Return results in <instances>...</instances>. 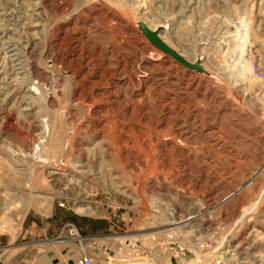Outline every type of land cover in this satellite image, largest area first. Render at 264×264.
Returning a JSON list of instances; mask_svg holds the SVG:
<instances>
[{"label": "rangeland", "instance_id": "374dc122", "mask_svg": "<svg viewBox=\"0 0 264 264\" xmlns=\"http://www.w3.org/2000/svg\"><path fill=\"white\" fill-rule=\"evenodd\" d=\"M82 256L264 264V0H0V264Z\"/></svg>", "mask_w": 264, "mask_h": 264}, {"label": "water", "instance_id": "95a60500", "mask_svg": "<svg viewBox=\"0 0 264 264\" xmlns=\"http://www.w3.org/2000/svg\"><path fill=\"white\" fill-rule=\"evenodd\" d=\"M139 28L141 32L144 34V36L150 41V43L160 51L168 54L187 69L195 70L203 74H208L207 70L204 68L200 60H197L195 62L189 61L181 53H179L177 50L169 46L161 38V32L163 31V28H158L153 30L144 22L139 23Z\"/></svg>", "mask_w": 264, "mask_h": 264}, {"label": "built area", "instance_id": "2783aa9c", "mask_svg": "<svg viewBox=\"0 0 264 264\" xmlns=\"http://www.w3.org/2000/svg\"><path fill=\"white\" fill-rule=\"evenodd\" d=\"M179 245V244H178ZM207 261V260H205ZM181 264H188L186 263L185 261L181 260L180 261ZM190 263V262H189ZM77 264H93L92 261L88 258V257H85V256H82V258L79 259L78 263ZM197 264H202V262L198 261ZM216 264H225L224 261L221 259L219 261L216 262Z\"/></svg>", "mask_w": 264, "mask_h": 264}, {"label": "crops", "instance_id": "0c3cea01", "mask_svg": "<svg viewBox=\"0 0 264 264\" xmlns=\"http://www.w3.org/2000/svg\"><path fill=\"white\" fill-rule=\"evenodd\" d=\"M62 254V253H61ZM59 256V255H58ZM43 261H39L37 264H65L64 260L59 257L53 259H42Z\"/></svg>", "mask_w": 264, "mask_h": 264}, {"label": "bare ground", "instance_id": "6f19581e", "mask_svg": "<svg viewBox=\"0 0 264 264\" xmlns=\"http://www.w3.org/2000/svg\"><path fill=\"white\" fill-rule=\"evenodd\" d=\"M162 38V37H161ZM163 39V38H162ZM201 59V58H200ZM201 61V60H200ZM202 63V62H201ZM203 65V64H202ZM204 66V65H203ZM204 68H205V66H204ZM206 70H207V68H205ZM207 72L209 73V71L207 70ZM149 263V262H148ZM152 264H155V262H152ZM188 264H192L191 262L190 263H188Z\"/></svg>", "mask_w": 264, "mask_h": 264}]
</instances>
